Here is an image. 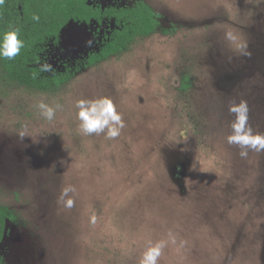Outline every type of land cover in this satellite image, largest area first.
Listing matches in <instances>:
<instances>
[{
    "label": "rangeland",
    "instance_id": "obj_1",
    "mask_svg": "<svg viewBox=\"0 0 264 264\" xmlns=\"http://www.w3.org/2000/svg\"><path fill=\"white\" fill-rule=\"evenodd\" d=\"M145 1L167 32L90 68L115 25L70 22L41 61L49 74L74 73L55 91L0 70V204L16 215L4 264H140L159 241L157 264H264V151L241 157L227 142L229 106L241 100L253 133H264V0ZM105 96L125 127L115 139L84 135L76 101ZM41 101L62 105L53 121ZM68 186L71 209L60 198Z\"/></svg>",
    "mask_w": 264,
    "mask_h": 264
},
{
    "label": "trees",
    "instance_id": "obj_2",
    "mask_svg": "<svg viewBox=\"0 0 264 264\" xmlns=\"http://www.w3.org/2000/svg\"><path fill=\"white\" fill-rule=\"evenodd\" d=\"M34 14L40 17L38 23L32 19ZM72 21L85 24L109 21L115 25L100 50L85 60L83 65L87 68L125 54L140 39L167 32L161 16L145 0L108 8L92 5L89 0H5L0 5V33L19 27L20 38L25 41L21 54L14 60L0 59V70L6 79L41 92L55 91L70 82L73 72L41 73L39 67L48 44L58 42L63 29ZM15 219V212L0 204V244L6 224ZM0 264H4L2 257Z\"/></svg>",
    "mask_w": 264,
    "mask_h": 264
},
{
    "label": "clouds",
    "instance_id": "obj_3",
    "mask_svg": "<svg viewBox=\"0 0 264 264\" xmlns=\"http://www.w3.org/2000/svg\"><path fill=\"white\" fill-rule=\"evenodd\" d=\"M4 2L5 0H0V5H3ZM32 19L38 23L40 17L34 14ZM20 37L21 29L19 27H10L0 33V59L12 61L21 54V50L25 47V41ZM225 37L232 42L237 39L231 32H227ZM239 47L243 50L246 45L241 44ZM39 71L47 73L54 71V69L51 64L44 62L40 65ZM37 108L39 115L50 122L55 119L57 112L62 110V105L51 106L41 101ZM75 108L77 109V118L80 121L78 129L84 135L104 134L108 139H115L119 137L121 130L125 127L122 115L117 111L116 105L109 97L79 99L75 103ZM229 112L234 115L235 119L231 124L232 133L228 135L227 142L230 145H238L241 148V157H247L249 149L264 151V133L254 134L248 124L249 108L247 101L241 100L238 104L232 103L229 106ZM18 136L23 139L26 136L25 131L23 129L19 131ZM180 136L186 138V132L181 131ZM74 192L75 188L72 186L62 189L60 198L68 209L73 208L75 205V200L70 197V193ZM91 222L93 224L96 223L95 216L91 217ZM169 237L171 242L175 244V235L170 232ZM165 246L164 241H159L155 245L150 246L144 252L140 264H157Z\"/></svg>",
    "mask_w": 264,
    "mask_h": 264
}]
</instances>
